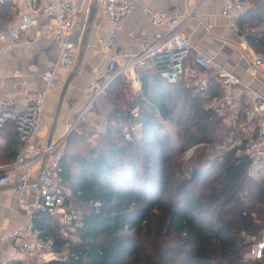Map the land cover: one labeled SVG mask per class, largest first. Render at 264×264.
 Masks as SVG:
<instances>
[{"label":"trees","instance_id":"1","mask_svg":"<svg viewBox=\"0 0 264 264\" xmlns=\"http://www.w3.org/2000/svg\"><path fill=\"white\" fill-rule=\"evenodd\" d=\"M249 1L236 19L237 34L264 54V0ZM13 12L10 3H0L1 22L11 20ZM136 73L139 91L129 98L121 76L107 84L103 94L111 109L103 138L73 159L79 172L71 171L62 153L59 172L69 190L65 204L77 202L84 209L72 215L73 231L48 213L32 217L38 234L52 239L65 256L46 264H264L260 257H245L252 243L248 237L264 229V171L260 179L254 177L243 151L238 125L244 99L231 116L229 107L219 113L207 106L222 93L209 71L202 89L182 78L169 81L150 60ZM168 121L176 124L179 141L200 144L187 161L178 157L184 149H176L162 131ZM0 135L5 139L0 162H12L21 145L13 120L5 121ZM87 135L75 130L65 149L81 145ZM142 160L141 174L136 168ZM148 182L151 192L145 189Z\"/></svg>","mask_w":264,"mask_h":264},{"label":"built area","instance_id":"2","mask_svg":"<svg viewBox=\"0 0 264 264\" xmlns=\"http://www.w3.org/2000/svg\"><path fill=\"white\" fill-rule=\"evenodd\" d=\"M28 12L16 8L17 19L6 29L0 30V41L7 38L18 40L27 30L37 28L40 33H48L57 44L58 57L40 74V85L28 98L23 110L15 112L0 109V127L7 119L14 121L21 143L15 159L0 164V187L11 185L14 203L9 221L24 211L25 221L10 226V222L0 226V264L2 246L9 241L13 251H20L28 260L36 264L64 261L65 256L56 252L54 242L43 238L34 229L32 217L38 212L54 216L60 222H70L65 199L69 194L59 172L62 156L63 135L49 143L39 141L45 101L54 82L57 66L70 68L77 54V42L72 38L77 14L82 3L89 0H28ZM138 0H97L99 11L106 22L104 36L97 39L105 58L110 75L94 92L93 102L104 92L107 84L121 76L134 84L140 82L136 69L147 60L152 61L161 75L169 81L183 78L194 89H202L207 84V71L222 88V95L207 106L221 113L232 107L235 101L244 99L245 106L238 130L244 139L243 151L255 169L264 167V93L251 87L231 68L215 60L211 49L196 50L184 37L183 27L189 15L172 16L163 11L145 9L149 15L150 29L134 28L130 38L138 45L137 50L118 46L117 35L121 32ZM250 6L244 0H224L220 14L235 19ZM247 72L258 71L264 75V54L247 47ZM71 129V127H70ZM70 129H67L69 131ZM128 137V134H125ZM198 144L193 145L196 148ZM192 154V151H191ZM253 246H262L256 235H250Z\"/></svg>","mask_w":264,"mask_h":264},{"label":"crops","instance_id":"3","mask_svg":"<svg viewBox=\"0 0 264 264\" xmlns=\"http://www.w3.org/2000/svg\"><path fill=\"white\" fill-rule=\"evenodd\" d=\"M4 2L12 5L14 16L7 22L0 21V30L6 29L17 19V7L25 12L30 9L28 0H0V3ZM223 2L224 0H138L124 29L117 35L118 46L133 51L138 49L137 43L130 38L129 32L137 27L151 28L149 15L145 9L163 11L172 16L189 15V21L183 27L182 33L194 49H211L217 62L231 68L251 87L264 93V75L258 71L250 73L246 71L249 63L246 49L249 44L237 34L236 27V19L244 12L239 13L235 19H228L220 14ZM106 27L97 0L82 3L81 11L77 14L74 24L72 38L78 44L79 37H75L80 36L78 32L83 35V30H86L84 35L87 33L89 35V40L83 45L85 50L81 53L83 62L74 71L60 102L59 94L53 117L51 115L56 99L55 83L62 73H65L63 78H66V75L73 71L76 62L70 68L57 66L56 76L44 105L39 136L41 143H46L49 139H59L68 132L66 129L68 125L77 120L79 129L90 128L100 120V109L95 111V108L89 107V115L85 113L88 105L92 103L90 100L95 90L110 75L97 42L100 36H104ZM78 48L77 46V50ZM57 57L58 48L52 37L48 33H40L35 27L27 30L18 40L7 38L0 41V109L15 112L23 110L27 103L26 97L32 95L41 83L40 74L49 65L55 63ZM239 103L235 101L230 107L231 116L236 115ZM4 143L5 139L0 135V145L3 146ZM0 164L5 163L0 162ZM13 203L12 186L0 187V226L8 222L12 226L25 221L26 215L22 210L19 215L9 221ZM1 259L5 264H36L28 260L20 251H13L9 241L2 246Z\"/></svg>","mask_w":264,"mask_h":264},{"label":"rangeland","instance_id":"4","mask_svg":"<svg viewBox=\"0 0 264 264\" xmlns=\"http://www.w3.org/2000/svg\"><path fill=\"white\" fill-rule=\"evenodd\" d=\"M244 1L249 2L250 5L252 4V2H250L249 0H244ZM85 31L86 30H83V35H81L78 32V34L80 36H77V35L75 36L76 38L79 37V42L77 44V46L79 48L77 50L78 54H77V57L75 59L76 63H75V66L73 67V71H75L77 68H79L81 66V63L83 62V57H81L82 56L81 53H83L84 50H85V47L83 45L89 40L88 33H87V35H84ZM64 75H65V73H62L61 76L57 79V82L55 83L56 99H55V105L53 107V112H52V115H51L53 117H54V114H55V108H56V103H57V100H58V96L60 94L62 85H63V83L65 81V78H63ZM136 75H137V73H136ZM123 80H124L125 84H127L128 87L130 88V92L127 91V94H126L127 98L130 97V93H137L139 91V89H137V87L134 84H132V81L131 82L126 81L124 78H123ZM104 91H105V89H104ZM103 93L100 94L97 97V99L95 101H93L91 104H89L88 107H87V112L85 113V115H89V113H88V111L90 109L89 107H91V109L95 108V111L100 109V113H99L100 120L98 121V123L96 125L91 126L90 128L88 127L87 129H84V130H87V131H89L91 133V135H87V140H85L79 146L71 145V146H67V148L65 149V140H66V138L69 135L72 137L74 135L75 130H78V131L82 130V129L78 128V125H79L78 124L79 123L78 120L76 122L70 123V126L68 125V127L66 128V129H70V127H71V129L68 132H65L66 134H64L65 136H63V141H62L60 147H61L62 153H64V156L67 157V159L69 160V165H70L71 171H73V173L79 172L78 171V166H76V164L74 163L73 159H75L76 156H78L80 153H82V154L87 153V150H86L87 147H90L96 141H100V139L103 138V136H101V135H102V133L104 131V128H105V126L107 124V115H108V113L110 112V109H111V105L109 103V99L107 98V94H103ZM207 104H208V102H207ZM96 106H98V107H96ZM175 127H176V124H174L171 121H168L162 127V131L167 133V134H169L172 137V143L174 144L176 149H178V150L179 149L180 150L184 149L181 153L178 154V157H179V159L187 161L188 157L191 155V151L194 152L196 148H193L191 144H185L186 142L183 143V142L179 141L177 134L174 133ZM236 141H238V140H236ZM199 145L200 144H198V146ZM85 146H86V148H81V147H85ZM132 159L136 160V157H133ZM145 163H146V161L142 160L140 162V166L136 168V171H138L139 173L142 174V170L144 169V164ZM119 168H120V163H116L115 164V169H118L117 171H120ZM148 171L153 176L152 169H148ZM249 171H250L251 174H253L254 177H256L257 179H260V177H262V175H263L264 167L263 168H259V170L255 169V168H252ZM149 184H150V182L145 184V189H148V191L151 192V191L154 190V188L149 186ZM113 185H114V187L117 188L116 181L113 182ZM67 191L69 193L68 188H67ZM113 192H114L113 188L112 189L110 188L108 190V195L109 196L112 195ZM152 198H153V200H155V197H152ZM83 209L84 208L81 207L77 202H72L71 203V201H70V205L68 206V211L71 213V215H74L75 217H78V215L81 213V211ZM261 212H262V210H261ZM60 223L62 225H68L69 222H60ZM67 227L71 231H73V229H74L73 226H69L68 225ZM64 230L66 232V234H65L66 236H70V237L74 238L70 231L66 230V228H64ZM257 240L263 243L262 246L264 245V229H263V231H262V233L260 235H257ZM262 246H253V244H251L249 246V248H248V251L245 253V257L246 258H258V257H260V258H262V261L264 262V255H262V252H261V247ZM250 252H252V253H250Z\"/></svg>","mask_w":264,"mask_h":264},{"label":"water","instance_id":"5","mask_svg":"<svg viewBox=\"0 0 264 264\" xmlns=\"http://www.w3.org/2000/svg\"><path fill=\"white\" fill-rule=\"evenodd\" d=\"M74 73H75L74 71H71V72L67 75V77L65 78V81H64V83H63L62 90H61V93H60V96H59V102L61 101V98H62V96H63V94H64V92H65V90H66V88H67V86H68V84H69L71 78H72V76L74 75ZM50 141H51V139L48 140V143H49ZM189 171H190V172H193L191 168L189 169Z\"/></svg>","mask_w":264,"mask_h":264}]
</instances>
